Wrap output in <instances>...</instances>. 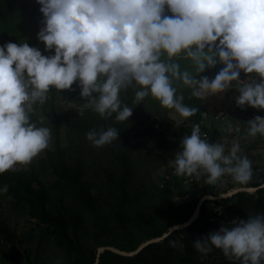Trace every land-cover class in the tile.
<instances>
[{"label": "clouds", "instance_id": "obj_1", "mask_svg": "<svg viewBox=\"0 0 264 264\" xmlns=\"http://www.w3.org/2000/svg\"><path fill=\"white\" fill-rule=\"evenodd\" d=\"M44 27L38 40L45 51L28 43L0 46V174L28 165L49 148L51 129L30 119L34 105H44L52 89L72 90L78 82L80 96L90 109L107 119L128 121L132 107L122 106L121 91L134 90L135 105L146 98L159 102L187 119L198 111L184 103L180 88L203 100L222 93L235 82L240 95L237 106L264 109V0H37ZM170 12L172 15H167ZM190 62L181 69L179 60ZM224 67L211 80L194 76ZM252 74L241 82L240 73ZM255 77H259L256 82ZM40 123H43L41 117ZM248 135L264 137V117L248 121ZM95 148L118 139L114 127L85 134ZM233 143L201 138L199 124L184 136L181 150L168 165L178 177H205L216 185L224 176L247 185L253 176L252 161L240 155ZM8 186L0 188L6 194ZM221 226L194 247L207 255L221 249L240 264L264 261V213L247 221L234 220ZM171 247L183 244L170 241Z\"/></svg>", "mask_w": 264, "mask_h": 264}, {"label": "trees", "instance_id": "obj_2", "mask_svg": "<svg viewBox=\"0 0 264 264\" xmlns=\"http://www.w3.org/2000/svg\"><path fill=\"white\" fill-rule=\"evenodd\" d=\"M41 7L37 0H0V46L28 43L43 55H54V50L45 51L44 43L38 40L45 26ZM165 14L172 15L167 9ZM179 63L182 70H192L190 62L181 59ZM223 67L218 63L194 78L213 79ZM251 76L241 72L239 80L250 82ZM255 79L258 83L260 78ZM235 87L234 82L229 95ZM180 93L187 106L198 109L187 119L175 110L162 108L151 97L135 105L134 90H122V106L132 107L133 114L128 121L118 122L115 114L104 119L84 109L86 100L80 96L78 82L72 90L52 89L44 103L50 109V123L41 124L35 112L30 116L38 127L51 129L49 148L30 164L0 174V188L8 186V192L0 194V264H95L97 260V264H239L223 259L222 250L210 244L211 251L204 255L194 243L203 242L219 223L247 221L264 213V187L253 193L238 191L220 197L238 188L263 185L264 154L251 155L256 162L247 185L232 181L220 193L223 177L216 185H207L203 176L199 181L176 176L168 161L175 159L182 138L201 120L210 125L203 128L209 136L207 141L225 143V154L230 149L222 133L213 130L209 122L210 117L227 114L224 109L209 110L204 99L191 97L190 89L180 88ZM256 116L264 117V109L241 119L240 133L248 132L247 123ZM109 127L118 131V139L112 144L95 148L86 140L88 131ZM257 136L264 150V137ZM159 170L171 177L163 188L157 178ZM207 196L214 199H206L198 217L186 225ZM167 233L163 240L146 245L132 256L110 249L100 252L107 246L132 252ZM170 241L184 247H171Z\"/></svg>", "mask_w": 264, "mask_h": 264}, {"label": "rangeland", "instance_id": "obj_3", "mask_svg": "<svg viewBox=\"0 0 264 264\" xmlns=\"http://www.w3.org/2000/svg\"><path fill=\"white\" fill-rule=\"evenodd\" d=\"M208 78L209 80H211V77H208ZM228 92H229V89L225 90L222 93L210 95L204 99L209 110L217 109V110L223 111L224 109L223 112L227 113L224 116H222L226 118L225 121H220L216 123V122H213L212 118L210 117L209 122L213 126V130H217L222 133V138L225 142L229 143V147H231L233 143H237L240 145L239 154L247 155L248 158H252L251 155H256L255 157L257 156L259 157L260 154H264V150L262 149L263 142H261L262 139L258 136L256 137L249 136L248 132H246L245 130H243L242 133H240V131H241V125H242L241 119L243 118L245 119L246 117L254 114L255 110L258 111L260 109L253 108L248 105H245L243 108L237 106L236 99L240 95L237 86L235 87L231 95H229ZM34 109H35L34 112L40 118L43 117L44 122L50 123L51 116H50V109L48 107H45V105H39L37 103L36 105H34ZM238 126L240 127V130L233 134L234 128ZM251 161H252V164L254 165L256 162V159L252 158ZM165 175L166 174L163 170L161 171L159 170L157 174V178L160 181L161 179H163ZM231 182H232L231 177L227 175L224 176L221 180V185L218 189V192L220 193L223 190V188ZM221 226L231 228L232 223H225V222L219 223L217 228H215L212 231L214 232L219 231ZM225 258L226 257H224L223 259Z\"/></svg>", "mask_w": 264, "mask_h": 264}, {"label": "water", "instance_id": "obj_4", "mask_svg": "<svg viewBox=\"0 0 264 264\" xmlns=\"http://www.w3.org/2000/svg\"><path fill=\"white\" fill-rule=\"evenodd\" d=\"M239 130H240V127H239V126L234 128V131H236V132H238ZM263 187H264V184L261 185V186H259V187H255V188H246V187L238 188V189H235V190L232 191V192H228L227 194H223V195H221L220 197H223V196H225V195H232V194H234V193H236V192H238V191H246V192H252V193H253V192L258 191L259 189H261V188H263ZM206 199H214V197H212V196H207V197H204L203 199H201V201H200L199 204L197 205V207H196V209H195V211H194V213H193L191 219H190L189 221L186 222V225L192 223V222L198 217V214H199V212H200L201 205H202V203H203ZM177 227H178V226H175V227H173L171 230L173 231V230H175ZM168 234H169V233L164 234L162 237H158V238H155V239L149 240V241H147V242H145V243H142V244L139 246V248H138L137 250L132 251V252L121 251V250H119V249H117V248L110 247V246H107V247H103V248H101V249H100V252L104 251L105 249H110V250H112V251H114V252H116V253H118V254H120V255H124V256H132V255H135V254L139 253V252H140V251H141L146 245H148V244H150V243H155V242H159V241L163 240ZM97 263H98V260H97V262H96L95 264H97Z\"/></svg>", "mask_w": 264, "mask_h": 264}, {"label": "built area", "instance_id": "obj_5", "mask_svg": "<svg viewBox=\"0 0 264 264\" xmlns=\"http://www.w3.org/2000/svg\"><path fill=\"white\" fill-rule=\"evenodd\" d=\"M243 82V81H241ZM226 118L225 117H222L221 115H216V116H213L212 118V121L213 122H218V121H225ZM200 125V128H201V138H206L208 140L209 136L208 134L206 133V131L203 129L205 126H207L208 128H210V125H208V122L204 121V120H201L199 123ZM170 179V176L169 175H165L163 179L160 180V187L163 188L166 184H165V181L169 180ZM214 206V205H213ZM218 210V208L216 207V211ZM261 264H264V261H261Z\"/></svg>", "mask_w": 264, "mask_h": 264}]
</instances>
